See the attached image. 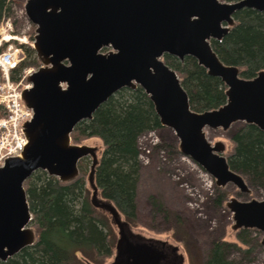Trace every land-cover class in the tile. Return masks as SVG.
<instances>
[{
	"label": "water",
	"instance_id": "1",
	"mask_svg": "<svg viewBox=\"0 0 264 264\" xmlns=\"http://www.w3.org/2000/svg\"><path fill=\"white\" fill-rule=\"evenodd\" d=\"M243 9L264 12V0H27V20L34 25L32 49L41 66L27 76L21 92L33 117L23 124L26 145L19 157L0 167V262L35 243L30 227L24 182L35 172L67 183L79 175L78 164L90 158L86 185L91 206L116 230L108 264H184L178 247L145 239L131 231L115 205L102 198L94 174L96 148L71 143L81 121L122 89L140 87L163 128L174 132L179 153L214 180L216 188L231 184L249 194L244 178L229 168L225 146L211 144L205 129L227 131L232 125H253L264 133V71L252 79L225 65L211 41H221ZM191 57L226 87L221 107L195 112L177 73L163 57ZM231 229L262 233L264 199L241 202L230 198Z\"/></svg>",
	"mask_w": 264,
	"mask_h": 264
},
{
	"label": "trees",
	"instance_id": "2",
	"mask_svg": "<svg viewBox=\"0 0 264 264\" xmlns=\"http://www.w3.org/2000/svg\"><path fill=\"white\" fill-rule=\"evenodd\" d=\"M9 3L10 0H0V21L9 14ZM234 20L235 25L223 39L211 41V46L225 65L239 69L241 78L252 79L264 71V12L243 9L235 13ZM25 53L26 61L11 76L15 82L24 69L39 66L32 48H25ZM163 61L177 73L191 110L204 112L225 104L226 87L220 79L207 75L195 59L185 57L180 61L165 55ZM161 128L148 96L136 87L118 91L95 111L91 120L77 124L71 134L75 144L89 138L101 141L95 185L101 197L111 201L131 225L136 220L140 172L138 140ZM231 142L233 148L226 156L229 168L244 177L248 188L264 190V133L253 125L239 123ZM87 166L85 160L80 161L78 177L67 183L42 171L24 182L36 240L0 264H104L112 257L116 234L108 218L89 202ZM218 194L215 202L223 204L227 194L220 190ZM252 231L255 230L237 233L240 246L222 239L213 241L202 264H240L241 260H250L259 245L249 236ZM231 251H236L241 259H231Z\"/></svg>",
	"mask_w": 264,
	"mask_h": 264
},
{
	"label": "rangeland",
	"instance_id": "3",
	"mask_svg": "<svg viewBox=\"0 0 264 264\" xmlns=\"http://www.w3.org/2000/svg\"><path fill=\"white\" fill-rule=\"evenodd\" d=\"M26 1L10 0L9 14L4 15V18L10 20L12 30L10 35L14 36L15 40L3 44L0 49L6 51L20 47L18 52L20 63L26 61L25 48L33 46L36 28L25 15ZM40 66L39 63L38 67L24 70L34 72ZM23 74L22 72L20 75ZM26 84V80L21 82V86ZM238 126L237 123L227 131L205 129L204 132L211 144L223 142L224 156H227L233 148L232 132ZM71 143L75 144L72 140ZM76 145L96 148L98 158L103 148L101 141L96 138L84 139ZM138 145L140 172L135 199L136 220L134 224H129L134 234L177 246L179 254L184 258V264H202L210 245L217 239L240 246L236 235L241 230L231 229L232 215L225 208V204L230 198L241 202L253 199L260 201L264 199L263 189L249 188L250 193L244 194L231 184L223 189L216 188L214 180L209 175L192 160L179 153L178 140L174 132L168 128L144 134L139 138ZM84 160L88 163L87 171H89L90 158ZM87 174L88 172L85 179ZM218 190L227 194L223 204L215 202L219 195ZM157 204L161 205L160 209L156 208ZM30 227L34 231L32 223ZM114 232L116 234V230ZM248 234L257 240L259 245L251 254L250 260H241L240 264H264V248L260 245L262 233L255 230ZM229 257L235 260L241 259L236 251H231ZM111 259L112 257L104 264H108Z\"/></svg>",
	"mask_w": 264,
	"mask_h": 264
},
{
	"label": "built area",
	"instance_id": "4",
	"mask_svg": "<svg viewBox=\"0 0 264 264\" xmlns=\"http://www.w3.org/2000/svg\"><path fill=\"white\" fill-rule=\"evenodd\" d=\"M0 21V49L15 37L10 35L11 22L7 18ZM20 41V40H18ZM20 47L14 50L0 51V167L6 158L19 157L27 143L23 133V124L29 122L33 112L21 99V92L30 88L29 84L21 86L31 71L23 70L17 82L11 76L20 64ZM21 86V87H20Z\"/></svg>",
	"mask_w": 264,
	"mask_h": 264
},
{
	"label": "flooded vegetation",
	"instance_id": "5",
	"mask_svg": "<svg viewBox=\"0 0 264 264\" xmlns=\"http://www.w3.org/2000/svg\"><path fill=\"white\" fill-rule=\"evenodd\" d=\"M235 15V14H234ZM233 18H234V16H233ZM235 21V20H234ZM230 31V30H229ZM258 74V73H257ZM240 76V75H239ZM244 79V78H243ZM237 124V123H236ZM239 124V123H238ZM240 124H242V123H240ZM225 152V151H224ZM223 155H224V153H223ZM226 157V156H225ZM245 181V180H244ZM246 183V182H245ZM247 185V184H246Z\"/></svg>",
	"mask_w": 264,
	"mask_h": 264
}]
</instances>
